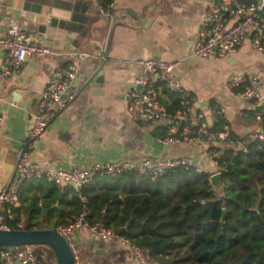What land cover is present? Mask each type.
I'll use <instances>...</instances> for the list:
<instances>
[{
    "label": "crops",
    "instance_id": "0c3cea01",
    "mask_svg": "<svg viewBox=\"0 0 264 264\" xmlns=\"http://www.w3.org/2000/svg\"><path fill=\"white\" fill-rule=\"evenodd\" d=\"M206 1L118 0L107 16L99 0H0V37L10 20L20 17L25 31L53 52L28 55L16 75L0 81V187L14 178L15 154L23 148L41 90L53 71L76 52L87 55L79 62L75 79L78 94L49 122L31 154L34 161L49 169H71L95 161L185 155L215 174L218 167L209 147L223 144L204 140L164 144L167 119L141 121L127 113L123 100L137 61L162 57L176 62L174 73L194 96L196 109L222 105L237 139L261 132L259 110L227 91L224 84L234 74L258 75L264 95V54L250 39L223 58L192 54ZM2 60L0 49V64ZM162 103L166 109L167 95ZM207 120L211 127L214 119ZM31 180L21 187L23 198L35 195L41 206L37 179ZM69 188L76 191L71 184L60 187V197ZM27 200L19 199L15 211L24 224ZM70 238L76 264H138L126 246L104 240L86 227L74 229ZM34 250L47 264H55L45 245Z\"/></svg>",
    "mask_w": 264,
    "mask_h": 264
},
{
    "label": "built area",
    "instance_id": "2783aa9c",
    "mask_svg": "<svg viewBox=\"0 0 264 264\" xmlns=\"http://www.w3.org/2000/svg\"><path fill=\"white\" fill-rule=\"evenodd\" d=\"M118 0H111L104 9L110 16L111 9ZM101 4V3H100ZM264 0H207L202 11L197 36L192 43V54L200 58H223L236 52L250 39L254 48L264 54ZM3 60L0 64V81L16 75L28 55L45 56L52 50L38 42L35 34L26 32L22 18L10 20L4 36L0 37ZM72 60L55 69L41 90L36 110L26 130L24 145L15 154V174L12 181L0 187V229L22 227L24 225L15 209L19 206V191L23 183L30 179H44L58 187L75 184L79 189L87 186L96 176L115 177L121 173H135L157 179L168 170L182 167L198 173L204 169L192 158L180 155L174 157H153L141 160L126 158L109 161H95L84 167L71 169H49L42 167L31 157L33 149L44 133L49 122L78 94L75 83L79 62L87 55L76 52ZM137 71L131 78V87L123 94L126 111L141 121L167 119V134L161 138L164 144H174L182 140L221 143L235 149H244L255 139H262L263 132L247 133L234 140L230 136L228 124L221 129L210 131L207 119L222 118L227 121L222 105L213 104L207 110L196 109L195 98L185 89L174 73L175 61L162 57L143 58L137 61ZM224 88L253 106L264 104V95L258 75L238 73L232 75ZM175 93L178 108L170 117L162 103L167 93ZM1 124V116H0ZM217 169L216 173H221ZM210 174V181L211 176ZM85 212L70 224L58 225L54 229L71 243V232L86 227L107 241H118L126 246L138 264H162L152 256L150 247L130 243L106 228L101 222L87 225ZM34 245H14L0 247V264H47L38 256ZM56 264V262H55Z\"/></svg>",
    "mask_w": 264,
    "mask_h": 264
},
{
    "label": "trees",
    "instance_id": "16d2710c",
    "mask_svg": "<svg viewBox=\"0 0 264 264\" xmlns=\"http://www.w3.org/2000/svg\"><path fill=\"white\" fill-rule=\"evenodd\" d=\"M110 1L99 0L103 7ZM166 95V112L172 117L178 98L175 93ZM258 113L262 139L244 149L209 147L222 169L219 189L209 173L182 167L157 179L135 173L96 176L78 192L63 190L61 197L60 187L37 179L41 206L35 195L23 198L20 188V201L28 199V219L12 228L52 229L70 224L84 211L87 225L125 227L120 236L150 247L162 264H264V110ZM225 124L216 118L209 130ZM230 136L239 140L231 132Z\"/></svg>",
    "mask_w": 264,
    "mask_h": 264
},
{
    "label": "water",
    "instance_id": "95a60500",
    "mask_svg": "<svg viewBox=\"0 0 264 264\" xmlns=\"http://www.w3.org/2000/svg\"><path fill=\"white\" fill-rule=\"evenodd\" d=\"M255 109L263 111L264 104L256 106ZM220 177V173L211 176V183L217 189L221 186ZM71 186L76 191L80 190L73 183ZM124 230L125 227H122L115 229L114 232L120 235ZM14 245H45L52 250L56 264H76L72 244L55 229H0V247Z\"/></svg>",
    "mask_w": 264,
    "mask_h": 264
},
{
    "label": "rangeland",
    "instance_id": "374dc122",
    "mask_svg": "<svg viewBox=\"0 0 264 264\" xmlns=\"http://www.w3.org/2000/svg\"><path fill=\"white\" fill-rule=\"evenodd\" d=\"M36 247V246H35ZM47 247V246H46ZM47 250H48V252H50L51 253V255L54 257V254H53V252H52V250L49 248V247H47ZM39 256V255H38ZM55 263V262H54Z\"/></svg>",
    "mask_w": 264,
    "mask_h": 264
}]
</instances>
